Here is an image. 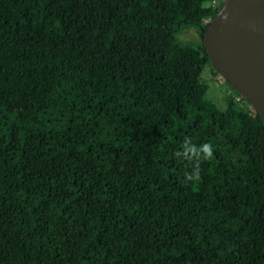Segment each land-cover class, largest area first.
<instances>
[{"label":"trees","instance_id":"obj_1","mask_svg":"<svg viewBox=\"0 0 264 264\" xmlns=\"http://www.w3.org/2000/svg\"><path fill=\"white\" fill-rule=\"evenodd\" d=\"M221 1L0 0V264H264V122L178 36Z\"/></svg>","mask_w":264,"mask_h":264},{"label":"water","instance_id":"obj_2","mask_svg":"<svg viewBox=\"0 0 264 264\" xmlns=\"http://www.w3.org/2000/svg\"><path fill=\"white\" fill-rule=\"evenodd\" d=\"M203 40L212 63L264 122V0H222Z\"/></svg>","mask_w":264,"mask_h":264},{"label":"rangeland","instance_id":"obj_3","mask_svg":"<svg viewBox=\"0 0 264 264\" xmlns=\"http://www.w3.org/2000/svg\"><path fill=\"white\" fill-rule=\"evenodd\" d=\"M218 1V0H216ZM213 19L204 20L203 25L210 24ZM182 42L197 49L204 59L202 77L210 84L208 96L220 108H225L229 99L237 101L238 105L246 110L255 111L251 102L209 61V55L204 46L200 27H185L179 34Z\"/></svg>","mask_w":264,"mask_h":264},{"label":"clouds","instance_id":"obj_4","mask_svg":"<svg viewBox=\"0 0 264 264\" xmlns=\"http://www.w3.org/2000/svg\"><path fill=\"white\" fill-rule=\"evenodd\" d=\"M185 152H192L195 154L194 158L197 160V164L194 166V171L192 174H186L188 179H198L199 178V160L210 159L213 154L212 145L211 144H203L197 148L195 145L189 144V141H185L184 144Z\"/></svg>","mask_w":264,"mask_h":264}]
</instances>
